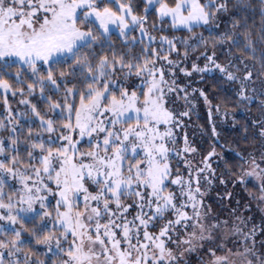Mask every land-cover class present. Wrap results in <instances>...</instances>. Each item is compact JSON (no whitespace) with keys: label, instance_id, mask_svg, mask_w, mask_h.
I'll use <instances>...</instances> for the list:
<instances>
[{"label":"snow or ice","instance_id":"6c2138e0","mask_svg":"<svg viewBox=\"0 0 264 264\" xmlns=\"http://www.w3.org/2000/svg\"><path fill=\"white\" fill-rule=\"evenodd\" d=\"M0 264H264V0H0Z\"/></svg>","mask_w":264,"mask_h":264},{"label":"trees","instance_id":"16d2710c","mask_svg":"<svg viewBox=\"0 0 264 264\" xmlns=\"http://www.w3.org/2000/svg\"><path fill=\"white\" fill-rule=\"evenodd\" d=\"M199 118H197V114H194L191 121V127L188 128V132L190 136H194L196 138L197 143L204 144V141H207V144H204V147L207 148L211 144L210 132L211 128L207 124V113L206 110H203L201 106V110L198 113ZM237 117L239 119H243L240 113H237ZM202 129H207V134L202 136ZM218 129L221 131V136L231 140L235 137L236 133L233 131L231 127V121L227 124H220L218 122ZM218 199L217 192L213 191L210 193L209 200L210 202H216Z\"/></svg>","mask_w":264,"mask_h":264}]
</instances>
